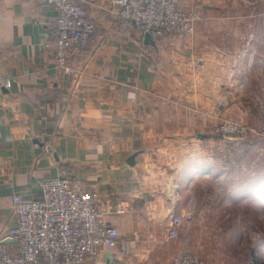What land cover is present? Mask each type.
Wrapping results in <instances>:
<instances>
[{"label":"crops","instance_id":"1","mask_svg":"<svg viewBox=\"0 0 264 264\" xmlns=\"http://www.w3.org/2000/svg\"><path fill=\"white\" fill-rule=\"evenodd\" d=\"M180 4L200 7L194 36L163 40L149 56L145 35L122 26L112 0H85L95 43L70 60L75 73L63 74L49 37L55 7L0 0V78L12 80L0 87V237L17 225L15 195L40 198L45 179L65 174L130 242L131 264H167L185 250L205 255L200 238L217 235L231 207L218 200L245 196L229 141L216 135L217 116L228 111L233 80L258 65L264 0ZM122 202L126 214L116 212ZM173 213L184 222L169 241ZM114 254L104 249L99 263L122 264Z\"/></svg>","mask_w":264,"mask_h":264},{"label":"built area","instance_id":"2","mask_svg":"<svg viewBox=\"0 0 264 264\" xmlns=\"http://www.w3.org/2000/svg\"><path fill=\"white\" fill-rule=\"evenodd\" d=\"M84 1L47 0L57 10L49 37L56 41V67L63 74L75 73L70 60L82 56L95 43L96 24ZM112 1L118 6L124 28L149 33L156 44L174 36L192 38L202 18L200 7L184 10L180 0ZM147 45L148 55L153 56L156 45ZM11 86L10 78H0V87ZM238 129L225 123L216 132L227 135ZM42 188V196L37 199L13 197L17 225L0 237V264H100L98 258L104 249L114 250L115 261L131 264L130 242L121 238L117 228L105 223L95 195L86 192L76 176L49 177ZM129 210L128 203L122 202L116 212L126 214ZM183 220L180 214L171 215L166 235L169 241L180 237ZM169 264L205 263L195 253H182Z\"/></svg>","mask_w":264,"mask_h":264},{"label":"rangeland","instance_id":"3","mask_svg":"<svg viewBox=\"0 0 264 264\" xmlns=\"http://www.w3.org/2000/svg\"><path fill=\"white\" fill-rule=\"evenodd\" d=\"M250 1L255 3V0ZM256 41L262 45L256 47L260 56L257 67L251 65L242 70L246 71L247 77L233 80V94L226 104L228 111L217 116L219 128L225 123L239 128V131L227 135L223 132H216V135L229 141L227 148L233 154L231 171L235 174L234 178L241 177L238 187L242 186L245 196L238 199L237 196L227 197L224 202L218 200L222 204H231V207L228 206V211L226 208L224 220L217 219V235L200 238L202 241L204 239L202 247L205 255L184 251L199 255L205 264H264V36L253 42ZM220 103L224 105L218 101V112ZM242 177L247 180L241 182ZM216 183L207 182L211 192L209 198L213 200ZM232 184L236 182L232 180Z\"/></svg>","mask_w":264,"mask_h":264},{"label":"water","instance_id":"4","mask_svg":"<svg viewBox=\"0 0 264 264\" xmlns=\"http://www.w3.org/2000/svg\"><path fill=\"white\" fill-rule=\"evenodd\" d=\"M144 41H145L146 44H151V45H154V46L156 45L155 41L151 38L149 33L145 34ZM129 162H130V164H134V162H135V156L134 155L130 157Z\"/></svg>","mask_w":264,"mask_h":264}]
</instances>
